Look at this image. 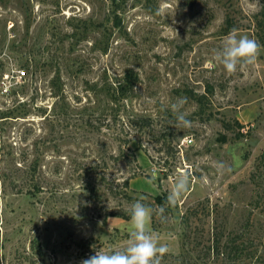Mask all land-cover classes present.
I'll return each mask as SVG.
<instances>
[{
    "label": "rangeland",
    "instance_id": "374dc122",
    "mask_svg": "<svg viewBox=\"0 0 264 264\" xmlns=\"http://www.w3.org/2000/svg\"><path fill=\"white\" fill-rule=\"evenodd\" d=\"M233 29L261 49L229 75L213 53ZM12 69L26 77L0 93V264L123 250V193L164 206L182 173L187 193L150 225L161 264H225L232 237L236 262L264 264V0H0V79Z\"/></svg>",
    "mask_w": 264,
    "mask_h": 264
},
{
    "label": "clouds",
    "instance_id": "9594fccd",
    "mask_svg": "<svg viewBox=\"0 0 264 264\" xmlns=\"http://www.w3.org/2000/svg\"><path fill=\"white\" fill-rule=\"evenodd\" d=\"M261 45L246 35H238L233 29L223 42L220 49L213 55L227 74H235L239 69L257 62ZM186 98H177L169 108L175 118L177 129H187L192 121L187 119L188 113L183 110ZM226 165L217 162V171L223 172ZM190 186V176L187 173L178 175L168 193L164 206L153 207L145 203L147 197L140 196L129 206L131 223L130 238L123 250L104 251L102 249L94 255L81 261V264H161L163 256L169 251L165 244H161L159 237L150 230L153 217L164 219L167 208L174 207L187 193Z\"/></svg>",
    "mask_w": 264,
    "mask_h": 264
},
{
    "label": "trees",
    "instance_id": "16d2710c",
    "mask_svg": "<svg viewBox=\"0 0 264 264\" xmlns=\"http://www.w3.org/2000/svg\"><path fill=\"white\" fill-rule=\"evenodd\" d=\"M113 1H116V0H113ZM129 76H130V74H129ZM141 120L143 121L144 124H148V122H147L148 119L147 118H141ZM238 125L241 126L240 123H238ZM222 140H226L225 136H222ZM112 190H113L112 187H110L111 193H117L116 190H114V192H112ZM123 194H125L126 196L125 195L124 196L127 199H129V200L138 199L137 196H131V195L127 194L126 192L123 193ZM154 198H156V197H154ZM166 200H167V196L165 198H162V197L156 198V201H159V204H162V202L165 203ZM110 214H112V215H120V216H123V217H126L127 215L130 216L129 214H126V213L125 214H123V213L119 214L118 212H110ZM152 221H153L152 222V227L155 228L156 225L154 223L155 222L154 221V217H153ZM219 243H220L219 240H217V244H219ZM227 243L228 244L225 246L224 250H221L219 248V245H217L216 251L218 253L222 252V253H228V255H230L231 258L229 259V262H226L225 264H240V263L236 262L235 259L236 258L241 259L242 257H240V256L244 255L243 253H244L245 249L247 248L246 241L237 240V238L232 237V238H230V240Z\"/></svg>",
    "mask_w": 264,
    "mask_h": 264
},
{
    "label": "built area",
    "instance_id": "2783aa9c",
    "mask_svg": "<svg viewBox=\"0 0 264 264\" xmlns=\"http://www.w3.org/2000/svg\"><path fill=\"white\" fill-rule=\"evenodd\" d=\"M25 77V69L10 70L9 74L0 79V93L4 95L10 94L13 90L12 88L17 84H21L25 80ZM191 141L192 139H189V142Z\"/></svg>",
    "mask_w": 264,
    "mask_h": 264
}]
</instances>
